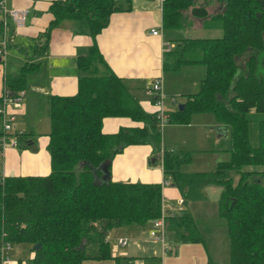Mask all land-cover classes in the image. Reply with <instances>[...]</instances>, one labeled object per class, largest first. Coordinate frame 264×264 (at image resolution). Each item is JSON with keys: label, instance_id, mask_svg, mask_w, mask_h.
Segmentation results:
<instances>
[{"label": "trees", "instance_id": "16d2710c", "mask_svg": "<svg viewBox=\"0 0 264 264\" xmlns=\"http://www.w3.org/2000/svg\"><path fill=\"white\" fill-rule=\"evenodd\" d=\"M129 3L51 0V17L33 38L31 55L18 73L4 77L8 96L24 88L50 30L63 21L92 38L87 51L76 56L81 71L76 92L48 97L49 172L0 175V242L40 244L29 249L31 255L22 264H80L85 258L110 257L118 264L120 256L110 254L107 230L125 224L150 225L160 215L159 183L111 179L104 183L99 171L91 169L128 144L149 143L155 152L160 148L156 111L141 108L125 79L106 65L94 40L110 13ZM213 3L217 6L211 13L208 6ZM188 17L219 29L220 34L177 35L189 24ZM161 26L166 40L173 42L164 70L181 64L204 67L198 89L183 93L182 108L169 111L166 122L185 124L191 114L209 112L216 123L227 126L230 143L225 157L209 171L183 170L182 159L163 150L162 171L183 201L197 200L207 184L220 187L216 212L224 221L228 253L222 264H264V0H163ZM106 116H127L142 124L104 132L101 121ZM164 228L176 241L203 242L184 208L166 216Z\"/></svg>", "mask_w": 264, "mask_h": 264}, {"label": "crops", "instance_id": "0c3cea01", "mask_svg": "<svg viewBox=\"0 0 264 264\" xmlns=\"http://www.w3.org/2000/svg\"><path fill=\"white\" fill-rule=\"evenodd\" d=\"M50 1H35L33 10L30 12V0H6L9 2L8 6L28 7L29 13L25 23L16 29L10 39L9 45L12 44L14 49L8 50L9 52L6 49L3 61H0V97L6 90L4 77L7 74L18 73L26 57L32 53L30 44L33 38L47 25L51 17L48 12ZM200 26L201 22L196 25V27ZM151 27H161V35L151 34L149 32ZM176 34L179 35L178 32ZM94 40L106 65L116 75L125 79L131 93L147 113L156 111L152 97L143 93V89L153 77L161 76L164 96H170V101L171 97L175 102L176 95L198 89L204 70L203 65L187 64L202 66L201 74L195 75L196 83L192 86L186 85L181 80L180 76L184 74L181 67L184 64L169 70L170 72L163 69L164 58L168 51L164 50L165 46L162 44L166 38L161 26V8L157 0H130L126 8L111 12L108 23L95 35ZM91 42L92 38L89 35L76 32L69 21H63L50 30L46 47L35 59L38 61L36 70L26 76L24 88L21 89L23 94L20 104L14 106L6 103L4 106L5 116L13 115L12 124L17 132H20L19 135H12L16 138L15 145L0 148V175H44L49 172V156L46 150L49 127L48 97L51 94L67 96L76 92L77 77L81 74L76 65V56L85 53ZM170 43L171 50L173 42L170 41ZM99 69L103 71L104 66L100 65ZM166 112L169 113L167 110ZM200 114H209L211 117ZM195 115L202 116L200 119L193 118L198 124L196 128L192 127L190 119L185 124L165 122L159 129L160 147L173 153L190 151L193 156H197L199 163L204 165L210 159L211 164L215 166V163L227 154L224 149L230 144L229 138L227 139L229 130L227 126L216 123L209 112L191 114L192 117ZM141 124L140 121L132 120L127 116H106L102 118L101 129L104 132H114L119 126ZM217 127H224V130H218ZM183 128L196 136L194 135L193 139L182 136L180 130H184ZM205 128L215 132L216 143H212V146L198 141L197 136L205 140L206 135L202 131ZM219 138L228 141L219 147L217 146ZM190 142L194 145V149H187ZM156 153L149 143L128 144L110 159L109 176L113 181L160 183L162 179H168L167 185L160 186L161 197L165 201L163 210L167 214L176 207L175 202L180 194L172 184L170 176L166 177L163 173ZM208 188L204 186L203 189ZM190 206L192 201L187 200L183 201L181 208L192 215ZM192 217L198 227V217L196 215ZM214 223L215 220H213ZM146 226L149 229L147 223L125 224L107 230L105 238L108 243L111 236L115 237L114 243L119 237L126 239L124 245H116L114 248L116 243H112L111 245L114 244L112 248L110 246V249L115 252L123 251L118 255L120 256L118 264H208L211 260L207 246H204L205 239L203 242L176 241L165 231L164 239L160 241L147 233L144 229ZM214 226L217 227L216 224ZM171 246H174V251L168 253L172 252ZM200 250L201 252L204 250L205 253H200ZM110 254L116 255L112 252ZM211 263L214 264L212 261ZM5 264H16V260L11 259L9 255L8 262ZM80 264H115V261L113 257L85 258Z\"/></svg>", "mask_w": 264, "mask_h": 264}, {"label": "rangeland", "instance_id": "374dc122", "mask_svg": "<svg viewBox=\"0 0 264 264\" xmlns=\"http://www.w3.org/2000/svg\"><path fill=\"white\" fill-rule=\"evenodd\" d=\"M8 1V0H7ZM10 1V0H9ZM38 0H30L29 7H30V12L33 10V3ZM13 2V1H12ZM7 5H9V2H6ZM16 6V5H12ZM217 4H211L208 6L209 12H213L216 9ZM188 25L186 24L184 28H181L179 30V36H215L220 34V30L217 28H212V27H207L206 25L196 27V25L200 24V19L195 18V17H188ZM14 49V46L9 45L7 47L8 50ZM9 52V51H8ZM201 69L202 66L199 65H187L184 64L181 67L182 76L181 80L186 83V85L192 86L194 83H196V76L198 74H201ZM169 71V70H168ZM171 71V70H170ZM169 71V72H170ZM194 92V91H193ZM175 102L170 101V96H164L163 98V108L166 111H173L177 107V103H180L181 100H184L183 94H179L175 96ZM175 103V104H174ZM200 115H207V117H211L209 114H200ZM202 116H190V122L192 123V127L196 128L198 127V124L196 123L197 121L193 120L194 119H200ZM184 130H180V134L184 137H187L188 139H193L194 133L187 131L185 128ZM166 131V130H165ZM202 131L205 133L206 137L205 140L200 136H197L199 139L198 141L201 144H210L209 146H212V143H216L215 141V136L212 129H202ZM163 134V132H162ZM179 136V134H176V136ZM196 136V135H195ZM229 137H227L228 139ZM227 139L224 138H219L218 145L219 147L225 145L227 143ZM187 149H194V145L192 143H188ZM187 154V155H185ZM178 158L182 159V169L186 171H196V170H212L214 169V165L211 164V160L209 159L208 162L201 164L198 162V158L196 155H192L190 151L188 152H183V153H176ZM166 177L168 175L166 174ZM237 178V174L234 175V180L235 182ZM208 189H200L201 190V196L198 197V200H192V206H190L192 210V215H196L198 217V227H199V232L202 236L203 239H205V247L208 250V253L210 254V259L214 264H222L227 262L228 259V253H227V238L224 230V221L221 217H218L217 212H216V202L218 199V195L220 192V187L212 185V184H207ZM213 220H215V223L217 227L214 226ZM120 227H118L119 229ZM147 233H148V226L144 228ZM115 237L111 236L109 239V245L112 246L116 243H114ZM114 243L113 245H111ZM200 243V242H199ZM201 245V244H200ZM30 246L27 244H16V243H11V247L9 252V255L11 256V259L13 260H20L21 264L23 261L26 262V260L30 257L31 251L29 250ZM170 250L172 252L168 253H173L174 251V246H171ZM205 250V249H204ZM204 250L202 252H204ZM110 252L116 253V255H119L123 253V251L117 250V252L113 251L110 249ZM200 250V253H202ZM205 253V252H204ZM205 256V255H204ZM122 260V259H121ZM85 263V262H83ZM110 263V262H107ZM27 264V263H26Z\"/></svg>", "mask_w": 264, "mask_h": 264}, {"label": "built area", "instance_id": "2783aa9c", "mask_svg": "<svg viewBox=\"0 0 264 264\" xmlns=\"http://www.w3.org/2000/svg\"><path fill=\"white\" fill-rule=\"evenodd\" d=\"M159 6L161 8V3L163 0H157ZM29 10L26 6H8L6 4V0H0V61H3L4 56L6 54V49L10 43V39L16 29L22 26L28 16ZM149 32L153 35L159 34L161 35V27H151ZM164 44L166 51H169L172 44L166 40L162 41ZM143 93L146 96L153 97V104L156 106V113L159 118V129L167 120V112L163 108V97L164 92L162 89V78L161 76L153 77L148 85L143 89ZM23 91L19 90L17 94L13 96L7 95V90H5L0 97V118L2 123V131L3 134L0 135V148L6 145H15L16 138L12 136L15 132H17L16 128L12 124L13 115L5 116V108L6 103H10L14 106H18L20 104V100L22 97ZM171 101L174 102V98L171 97ZM20 132V131H19ZM160 164L162 166V157H163V149L160 147L156 153ZM169 183L168 179H162L159 183L160 186L167 185ZM176 207H173L171 210L169 208V212L165 214L163 208L165 205L164 199L161 197L160 205L161 212L158 217L153 219L149 225L148 234L160 241H163L165 236V228H164V219L168 215H177L181 211V207L183 205L182 197H178L176 199ZM126 243V239L123 237H119L116 240V245H124ZM10 243L7 240H1L0 242V264H5L8 262L10 250Z\"/></svg>", "mask_w": 264, "mask_h": 264}, {"label": "water", "instance_id": "95a60500", "mask_svg": "<svg viewBox=\"0 0 264 264\" xmlns=\"http://www.w3.org/2000/svg\"><path fill=\"white\" fill-rule=\"evenodd\" d=\"M183 106V103H177V109H181ZM218 130H224V127H217ZM152 160V159H151ZM110 165V159H103L100 161L96 166L92 167V171H99L100 173V181L106 183L109 179V170L108 166ZM40 246L39 243L35 242L30 245L31 250H36Z\"/></svg>", "mask_w": 264, "mask_h": 264}]
</instances>
